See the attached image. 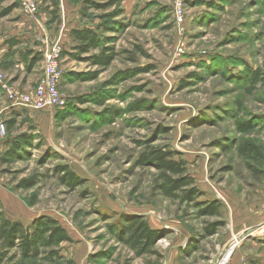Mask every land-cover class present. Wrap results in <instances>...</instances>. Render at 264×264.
<instances>
[{
    "label": "rangeland",
    "instance_id": "rangeland-1",
    "mask_svg": "<svg viewBox=\"0 0 264 264\" xmlns=\"http://www.w3.org/2000/svg\"><path fill=\"white\" fill-rule=\"evenodd\" d=\"M33 1V15L23 12L21 0L2 2L11 8L0 18V35L20 25L22 11L44 24L50 47L60 30L49 20L52 0ZM85 1L64 0V19L68 8L81 6L76 18L93 27L112 10H85ZM171 4L149 0L139 12L143 24L133 15L114 17L105 35L116 56L95 78L76 77L96 66L63 65L60 58L61 68L72 71L63 69L59 84L65 104L31 113L44 115L40 128L24 113L9 131V98L0 86L2 211L51 216L71 239L60 244L54 262L19 258L20 264H218L237 234L234 217L251 230L264 223V80L248 76L250 70L264 76V0H185L181 25ZM1 69L5 86L17 92L33 90L44 74L37 69L13 84ZM20 134L29 143L3 162ZM152 146L184 160L202 193L198 200L220 201L219 216L198 217L196 207L153 191L156 168L137 164ZM59 166L77 181L65 183ZM133 214L158 226V255L135 256L112 231ZM216 220L224 221L217 233L202 237Z\"/></svg>",
    "mask_w": 264,
    "mask_h": 264
},
{
    "label": "trees",
    "instance_id": "trees-1",
    "mask_svg": "<svg viewBox=\"0 0 264 264\" xmlns=\"http://www.w3.org/2000/svg\"><path fill=\"white\" fill-rule=\"evenodd\" d=\"M121 1L86 0L84 2L85 10L92 7L97 10L109 8L112 10L101 16L104 20L97 25L99 33H96L91 27L71 30L72 51H67V53L78 61H86L91 66L97 67L86 75H77V79L84 81L97 77L98 73L107 68L115 58L114 48L109 44L112 37L105 34L113 28L108 23L111 21L114 23L113 18L122 12ZM52 4L54 7L49 10V20L58 24L60 22L58 3L56 0H52ZM10 8L0 7V17L7 14ZM95 49L97 51H93ZM28 56L30 57L28 58ZM23 58L28 59L26 65L30 68L42 59V55L29 50L23 53ZM248 76L254 83L260 79L264 80V76H258V72L254 70H250ZM97 98L99 97L97 96ZM78 100L84 102L81 98ZM15 122L16 118L11 117L6 121V124L12 126ZM22 143H29V135L20 134L17 139L10 141V147L5 151V155H2L1 160L3 162L11 161L12 157L10 156L16 155ZM253 148L252 145H249V150ZM137 164L152 165L156 168L157 174L152 184V189L156 193L196 207L198 217L220 215V201L217 199L198 200L202 193L195 185L194 178L188 173L184 160L174 159L173 152L166 147H147L140 153ZM58 168L63 172L61 177L65 183L77 181V176L68 167L59 166ZM23 186H27V183H23ZM223 224L222 220L208 223L203 228L202 237L216 234ZM112 231L135 256L158 255L155 245L162 233L159 229L152 228L143 215L123 216L119 227L116 229L112 226ZM70 240L65 229L53 217L41 215L26 227L20 221L7 219L0 203V264H20L19 258L31 259L37 263L54 262L61 256L60 244Z\"/></svg>",
    "mask_w": 264,
    "mask_h": 264
},
{
    "label": "crops",
    "instance_id": "crops-1",
    "mask_svg": "<svg viewBox=\"0 0 264 264\" xmlns=\"http://www.w3.org/2000/svg\"><path fill=\"white\" fill-rule=\"evenodd\" d=\"M3 1L4 0H1L0 7H3V3H2ZM147 2H149V0H122L120 3V9L122 12L118 16L125 15L126 19L131 15L137 16L138 20H140L139 22L143 24L144 21L142 20V16L139 14V12L147 6ZM64 6H66L64 0H59L58 8H61V10L59 9V14L61 12V15H60V23L57 24L56 26H58L60 30H59V34L55 38L54 43L52 45L54 44L61 45L62 48L61 58L62 61L64 62L63 65H76V63H78L79 61L71 57L67 53V51H72L71 30L82 29L84 27H90V26L79 23L78 19L76 18V16H78L77 14L81 10V6H77L72 9L68 8L66 14L67 17L65 19H64V13H65ZM21 13L22 11H19L18 13V21L21 22L20 25L16 28H12V30H10L5 34L0 35V62L2 63V65H0L1 66L0 68H2L1 70H3L2 72H4L5 75L10 74L9 76L13 84L16 83L22 84L21 81L24 78L27 81L30 80L31 78L30 74L33 71L37 69L39 70L43 69L42 59L36 62L32 67L28 68V65H26L28 59L23 58V53L30 50L32 51V53H40L42 55L45 49L49 47L47 41V30L45 29L44 24L41 23L36 18L33 17L30 18ZM3 16H1L0 18H2ZM66 19L67 21H65ZM98 24L99 23L94 24L93 27H91L96 33L100 32V30L97 29ZM29 57L30 56H28V58ZM60 64H61V60H60ZM62 67H63L62 69H64V74L67 72L69 73L72 72L71 69H66V66H62ZM12 72H14V74H12ZM27 81L26 83H28ZM37 81L35 82V85L37 84ZM4 108H7V106H5ZM34 111L37 110L28 109L25 111H20V110H12L8 108L6 113L10 115L9 118L15 117L17 120V118H20L24 113L30 115L31 113H34ZM43 117L44 115H39V116L32 115L30 119V125L35 128L42 127L44 120ZM14 125L12 126L8 125L9 131L13 130L12 127ZM4 214L7 219L11 221H20L26 227L30 226L35 218L41 216L40 214L31 216L30 214H28V211H22L20 213L14 212L10 214H6V213ZM234 219L235 221L232 222L231 229L234 230L235 232L237 231L236 236H239L240 234L243 233H247L249 230L252 229V227L245 226L246 223L245 225L242 223L237 225V220L239 218L234 217ZM151 227L157 228L158 226L151 225ZM227 236L229 238L230 234H227ZM231 241L232 240H230V243ZM65 242L67 241H63V243ZM244 263L264 264V235H261L258 232H254L251 235L248 233L236 245L235 249H233L230 252V254L228 255L225 261V264H244Z\"/></svg>",
    "mask_w": 264,
    "mask_h": 264
},
{
    "label": "built area",
    "instance_id": "built-area-1",
    "mask_svg": "<svg viewBox=\"0 0 264 264\" xmlns=\"http://www.w3.org/2000/svg\"><path fill=\"white\" fill-rule=\"evenodd\" d=\"M21 7L23 12L27 15H33L37 10L33 0H21ZM171 11L176 23L181 25L185 15V0H172ZM179 51H181L180 47ZM61 53L62 48L61 45L58 44H54L45 49L43 52L44 74L31 91L17 92L13 89L7 88L3 82L2 73L0 71V86L7 92L10 109L20 111L28 109L40 110L47 107H62L65 104V97L59 90V84L63 76V69L60 64ZM4 133H6L5 124L3 121H0V135ZM254 232L264 235V223L261 224L257 230H249L247 233L234 236L231 239L232 245L230 246V249L227 250L225 255L219 260L218 264H225V259L241 239L248 233L251 235Z\"/></svg>",
    "mask_w": 264,
    "mask_h": 264
}]
</instances>
